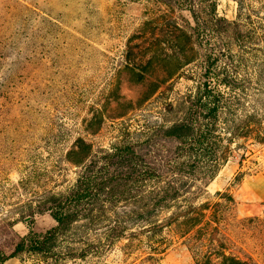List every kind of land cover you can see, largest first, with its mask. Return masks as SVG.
<instances>
[{"label": "rangeland", "instance_id": "1", "mask_svg": "<svg viewBox=\"0 0 264 264\" xmlns=\"http://www.w3.org/2000/svg\"><path fill=\"white\" fill-rule=\"evenodd\" d=\"M117 147L103 217L1 264H264V0H0V251Z\"/></svg>", "mask_w": 264, "mask_h": 264}, {"label": "trees", "instance_id": "2", "mask_svg": "<svg viewBox=\"0 0 264 264\" xmlns=\"http://www.w3.org/2000/svg\"><path fill=\"white\" fill-rule=\"evenodd\" d=\"M201 96L205 99V96H208L206 91L201 94ZM197 97L195 100V107L201 104V97ZM207 97V98H208ZM211 98L213 96L211 95ZM219 95L214 92V98L208 104H211V108L208 109V114L213 112L217 107ZM202 107V106H201ZM199 108V106H198ZM215 108V109H214ZM194 116H197L194 113ZM203 117V116H202ZM194 118V117H193ZM204 118V117H203ZM196 122V117L193 122H182L178 125V127L173 128L170 131V134H179L185 131H189L192 128V123ZM202 124L200 123L195 130V137L192 139L194 144L201 145L203 142L202 140L210 136V132L207 128L204 131L201 130ZM204 148H200L199 150L202 151ZM124 152L126 157L131 156V152L128 148L121 149V147H117L113 149L110 153H107L103 156V165L99 168L95 167L92 171H80L77 180L75 182L74 188L68 193L66 197L62 198H55L51 202V211L50 216L53 219L55 225L43 233H35L28 230V233L20 238L12 247L10 253H2L0 251V264L7 259L15 257L19 253L23 251L29 252H47L50 251V248H53V244L57 241V239L66 231L69 224L75 220V217L80 212L87 211L91 218V222H95L100 216L103 217V204L98 197V193L101 190L100 185L104 184L106 181L111 180L114 178L113 175L109 174L110 171H107L106 164L111 160V157L116 156L117 154ZM139 161H134L132 164L134 167L138 166ZM144 172V171H142ZM141 174V172H138ZM109 199L112 197L109 196ZM106 201V200H105ZM158 205V204H157ZM152 206V205H151ZM96 208V209H95ZM97 211V214L94 215V211ZM151 210V209H150ZM149 214V211H147Z\"/></svg>", "mask_w": 264, "mask_h": 264}]
</instances>
